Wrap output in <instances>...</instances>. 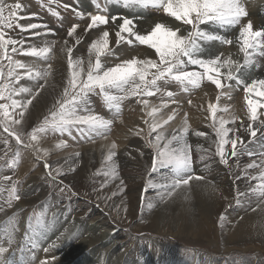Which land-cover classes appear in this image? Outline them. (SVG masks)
I'll use <instances>...</instances> for the list:
<instances>
[{
	"label": "rangeland",
	"instance_id": "1",
	"mask_svg": "<svg viewBox=\"0 0 264 264\" xmlns=\"http://www.w3.org/2000/svg\"><path fill=\"white\" fill-rule=\"evenodd\" d=\"M247 1L244 0L249 11L259 5L256 3L259 0ZM16 2L26 5L21 12L25 17L20 20L21 24L37 23L42 26L39 37L33 40L31 33L26 32L24 38L37 45L55 41L57 47L66 38L69 45H72L74 40L67 37V30L77 23L79 28L84 29L90 22L89 14H97L96 4L99 2L103 5L104 0H60L61 4L71 6L65 11L62 7L51 5L60 11L62 20L42 7L41 0H6L8 4ZM82 2L88 3L91 8L82 9ZM43 3L46 4L47 0H43ZM251 3L254 4L253 7ZM112 5L120 4L108 5L110 22ZM120 6L127 12L132 11ZM74 10L83 13L85 18L81 20ZM130 14L131 12L120 15L129 17ZM249 17L252 20L259 18L250 14ZM248 19L242 20V23H246ZM106 28L110 29V25H106ZM84 30L78 33L81 34V42L74 49V58L81 56L79 52L86 54L90 44L85 39L87 33L93 35L101 31L93 29L83 33ZM7 31L9 35H14L19 30ZM237 33L238 29L232 31L229 38ZM137 45H132L134 49L126 44L113 47L115 55L108 64L119 62L120 57L123 59L126 54H134L137 49L147 50V46ZM56 47L50 61L19 56L16 58L24 59L27 63H37L41 67L50 63L52 70L57 62ZM230 47L231 45H225V49ZM40 83L43 84L44 81ZM46 85L47 83L42 90ZM161 86L166 91L173 92L174 97L159 94L158 97L147 98L150 105L168 102V107L162 109L157 118L166 119L174 109L178 114L158 131H164L165 135L178 131L183 126L184 115L187 113L190 125L188 141L192 145L193 156L192 174L204 179H193L187 189L182 188L173 197L161 200L163 190L159 188V184L170 172L163 169L148 176L153 149L147 140L154 137L155 133L152 137L148 136L149 128L144 121H151V118L147 116L144 106L137 103L136 98L127 99L122 102L117 116L115 111L106 108L100 96H92L94 112L113 121L106 139L89 140L76 133H73L75 139L67 134L63 137L49 134L39 141L41 151L37 154L31 149L16 145L14 138H9L7 147L10 151L7 159H11L19 151L20 163L14 171L0 168V175H11L18 182L21 199L14 201L9 208L5 204L7 192L0 194V207L4 208L0 211V241L5 238L6 229L10 231L12 225H16L15 243L10 248L13 264H41L42 261L50 264L57 260L58 264H264V206L252 211L257 204L254 198L240 197L239 205L235 199L237 189L246 192L249 190V183L253 186L258 183L243 178V174L248 163L264 159V143H250L249 134L240 128V122L237 121L235 126L240 128L238 135L243 138L248 151L240 152L235 158L230 157L228 166L219 163L218 157L207 158L202 162L198 158L202 153L197 150V145L208 149L211 141L192 133L202 131L215 139L209 127L207 105L203 102L204 98L211 100L210 92L206 91L208 84L205 81L201 88L188 93L183 92L175 83L165 85L161 82ZM218 92L217 89L211 92L213 103H216ZM243 96L241 87L232 92L231 99L222 97L219 104L221 107L227 106L230 113L240 116L247 124ZM36 99L25 115V133L39 125L50 111L38 115L32 113ZM171 99L175 103H171ZM189 100L191 104L188 103ZM136 123L138 127H135ZM139 130H142L141 135H136ZM6 136L0 129V156L4 155L6 146L3 141ZM60 139L67 141L66 148L56 147ZM113 142L117 145V179L105 176L103 171L106 169H102L104 156ZM44 151H47L46 156ZM76 152L80 153L79 157H75ZM45 161L53 166L54 174L56 167H60L64 174L53 181L44 167ZM248 171L258 174L255 170ZM149 179L157 187L150 188L145 193L143 189ZM149 204L153 207L149 208ZM18 206L23 208L16 211ZM22 223L26 226H22ZM93 227H96L94 234L91 233ZM103 231L110 232V239L102 245L94 239ZM41 234L45 236L41 238ZM85 240L87 241L84 242ZM51 249L56 252L57 257L51 253ZM63 255L64 258L57 259Z\"/></svg>",
	"mask_w": 264,
	"mask_h": 264
},
{
	"label": "snow or ice",
	"instance_id": "2",
	"mask_svg": "<svg viewBox=\"0 0 264 264\" xmlns=\"http://www.w3.org/2000/svg\"><path fill=\"white\" fill-rule=\"evenodd\" d=\"M113 3L133 11L154 10L165 17L174 18L173 23H179L172 27L164 22H156L150 31L141 34L136 30L135 18L112 15L111 22L118 29L115 30L116 47L122 44L147 46L154 50L158 59L134 57L111 66L108 61L115 55L111 33L108 30L100 31L90 42L86 57L74 58L73 52L81 42V34L77 32L80 25L73 24L67 30V37L72 38L74 44L69 45L66 38L60 49L66 54L67 64L63 90L42 122L25 133V115L52 71L50 63L41 67L37 63H27L16 57L50 61L56 42L37 45L32 40L25 39L26 32L31 33L33 40L39 37L42 26L37 23H20L25 18L21 12L26 5L20 2L8 4L6 0H0V129L7 134L3 141L6 147L4 155L0 156V168L14 171L20 163L19 151L11 159H7L10 151L7 147L9 138H14L16 145L31 149L37 154L41 151L39 141L49 134H59L61 137L67 134L75 139L73 133H76L89 140L106 139L113 121L94 112L91 97L100 96L106 108L115 111L117 116L123 101L136 98V102L144 106L147 116L151 118V121H144L149 128L148 136L152 137L155 133L154 137L147 140L153 149L148 176L163 169L169 170L170 175L163 177L159 184V188L163 190L160 199L173 197L178 190L187 189L193 179L203 180L204 177L192 174L193 156L192 145L188 141L190 125L187 113L184 115L183 126L178 131L174 130L170 135L158 131L178 114L174 109L166 119H158V114L168 107V102L150 105L148 97H156L157 94L174 97L173 92L162 88L161 82L165 85L175 83L185 93L201 88L205 81L219 90L216 103L209 102L207 105L209 127L215 139L202 131L192 133L211 141L208 149L197 145V150L202 153L198 158L202 162L207 158L218 157L219 163L228 166L230 157L235 158L240 152L248 151L243 138L238 135L240 128L249 134L250 143H264V78H254L253 72L259 66V58H264V28L254 29L251 20L242 23L243 18L249 15L244 0H104L103 5L99 2L96 4L97 14H89L90 22L85 27V33L109 24L108 5ZM53 4L65 11L71 6L61 4L60 0H47L46 4L41 0L42 7L62 20L60 11L51 7ZM75 15L81 20L85 18L79 11H75ZM118 20L121 21L119 24L116 23ZM13 29L19 31L9 35L7 30ZM237 29L236 38H229L227 33ZM221 30L224 34H221ZM224 45L237 46L238 54H242L243 59H233L232 55L224 56L223 52L212 51L213 48L219 49ZM241 87L247 124L240 116L230 113L227 106L221 107L219 104L222 97L231 99L232 92ZM171 103H175V100L171 99ZM188 103L191 104V100ZM237 121L240 122V128L235 126ZM141 132L142 130L137 131L136 135H141ZM67 146L64 139H60L56 145L58 149ZM116 149L117 145L113 142L102 164V169H106L103 174L111 179L118 178ZM44 155H47V151H44ZM74 155L79 157L80 153L76 152ZM44 167L53 181L64 174L60 167L55 168L54 174L53 166L46 161ZM249 169L258 174L249 172ZM243 178L258 183L254 186L249 183V190L246 192L237 189L236 203L240 204V197H252L257 201L256 208H252V211H256L264 206V159L248 163ZM17 184L11 175H0V194L7 192L5 204L9 208L14 201L21 199ZM156 187V183L149 179L143 191L147 193L150 188ZM148 207L153 205L149 204ZM3 210L0 207V211ZM220 219L222 221L223 217ZM15 230L16 225H12L10 231L6 229L4 240L0 241V264H13L10 248L15 243ZM41 264L48 262L42 261Z\"/></svg>",
	"mask_w": 264,
	"mask_h": 264
},
{
	"label": "bare ground",
	"instance_id": "3",
	"mask_svg": "<svg viewBox=\"0 0 264 264\" xmlns=\"http://www.w3.org/2000/svg\"><path fill=\"white\" fill-rule=\"evenodd\" d=\"M252 1H254V0H252ZM247 2H249V1H247ZM256 3H259L258 7L256 5V7L254 8L253 7L254 4L251 3L250 5L253 7V9L252 10L250 9V11L249 10H247V11L250 14V16L254 15V16L259 17V18H256L255 20L254 19L252 20V19H250L251 17H249V15L247 17H245V18L246 19L249 18L248 20L252 21L254 29H260V28H264V1L261 0V2H260V0H259ZM245 5H247V4H245ZM81 8L82 9L86 8L87 10H89L91 7H90V5L88 3L82 2L81 3ZM24 10H25V8H24ZM111 10H112L113 15H117V16H122L120 14H125V13L131 12V14L129 15V18H135V22H136V25H137L136 30L139 31L141 34H144L146 31H150L151 28L155 25L156 22H164V23H166V24H168L169 26H172V27H175L176 24L179 23V22L173 23L174 18L165 17V16H163V14L158 13L156 11H150V10H135V11H133L132 10V11H128L127 12V10H123V8L120 5H112ZM245 18H243V20L246 21ZM252 18H254V17H252ZM120 22L121 21L118 20L116 23L119 24ZM109 25H110V29H108V31L111 33L110 39H111V42H112V47H115V40H116L115 30H118V29H116L115 25H113L112 22H110L108 24V26ZM103 27L101 28V31H102V29L103 30H107V28L105 29L106 26L104 28ZM84 29L82 27L78 28L77 32L79 33L80 31H83ZM231 32L232 31H229L227 33V35L230 36ZM83 33H85V32H83ZM83 33H82V35H84ZM99 33L96 32L93 35H89L87 33V35L85 36V39L87 38V40L90 43L94 38H96L98 36ZM221 34H224L223 30H221ZM237 35H238V33L233 37V39H235ZM83 43H85V40H83ZM72 44H74V43L72 42ZM136 45L137 44H134L133 46L135 47ZM62 46H63V44H57V47H56V49H57V57L55 58L56 60L54 59L57 62H56V64H54L55 66H53V68L51 70L52 74L49 77L50 79L47 81L46 88L40 92V96H38V99H36V105H35L34 109H32V113H36L37 115L38 114H42V113H47L48 110H50L52 108L55 100L59 97L60 93L63 90L64 82H65V79H66L67 64H66L65 53L60 51ZM138 46L139 45H137V47ZM134 47H133V49H134ZM130 51H132V50L130 49ZM212 51L214 53H216L217 51L223 52L224 56L232 55L233 59H241V60L243 59L242 54H238V47L235 46V45H231V47L229 49H225V45H224L222 47H219V49L213 48ZM77 53H78V51H77ZM79 54L81 56H83V57H86L87 52H86V54H81L79 52ZM134 57L135 58L158 59L155 56V54H154V50L147 48L146 51H141V50L137 49L134 54H130V55L126 54L123 59L120 57L121 60L119 62H121V61H123L125 59H131V58H134ZM119 62H117V63H119ZM114 64L115 63L109 64V66L114 65ZM189 70H191V68ZM253 72H254V78L264 77V58H259V66L255 67L253 69ZM206 84H208V87H207L206 91L210 92V97L209 98L211 99L210 101L213 103L212 98H211L212 97V93L211 92H213V90H215L214 86L211 85L207 81H206ZM157 95L159 96V94H157ZM210 101L207 98H204V100H203L204 104H206V105H208V103ZM136 126H137V123L135 124V127ZM22 208H23V206H18L16 211H18V210L20 211ZM22 226H26L25 223H22ZM95 228L96 227L92 228V230H91L92 234H94ZM44 236H45V234H41V238H43ZM109 239H110V232L109 231L108 232L103 231V232L100 233L99 237H96L94 240H95L96 243L103 245V244H106ZM86 241L87 240H85L84 242H86ZM113 247H114V245H113ZM51 251H52L51 253L54 254L55 257H57L56 252L54 250H52V249H51ZM62 258H64V255L59 257V258H57V259L60 260ZM57 261H55L53 263H50V264H58Z\"/></svg>",
	"mask_w": 264,
	"mask_h": 264
}]
</instances>
